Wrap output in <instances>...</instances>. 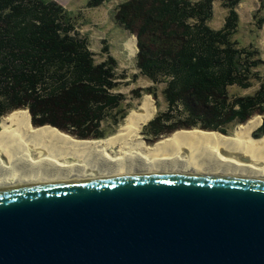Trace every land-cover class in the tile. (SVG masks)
Returning a JSON list of instances; mask_svg holds the SVG:
<instances>
[{
	"label": "trees",
	"instance_id": "1",
	"mask_svg": "<svg viewBox=\"0 0 264 264\" xmlns=\"http://www.w3.org/2000/svg\"><path fill=\"white\" fill-rule=\"evenodd\" d=\"M215 1L227 11L218 28L208 25ZM240 2L124 0L111 10L122 31L135 36L137 73L152 83L132 94L143 91L157 99L156 84L163 83L166 110L148 121L144 133L154 138L172 133L153 146L177 132L228 134L259 114L263 123L254 135L264 133L262 52L253 42L243 45L233 38ZM252 19L254 30L264 24L258 9ZM103 48L105 57L97 61L74 15L56 0H0V117L25 111L31 131L53 127L58 135L87 142L107 137L124 118L126 95L118 88L126 76L108 46ZM253 80L258 86L251 94L228 90L247 89Z\"/></svg>",
	"mask_w": 264,
	"mask_h": 264
},
{
	"label": "water",
	"instance_id": "2",
	"mask_svg": "<svg viewBox=\"0 0 264 264\" xmlns=\"http://www.w3.org/2000/svg\"><path fill=\"white\" fill-rule=\"evenodd\" d=\"M0 264H264V179L164 174L1 190Z\"/></svg>",
	"mask_w": 264,
	"mask_h": 264
},
{
	"label": "bare ground",
	"instance_id": "3",
	"mask_svg": "<svg viewBox=\"0 0 264 264\" xmlns=\"http://www.w3.org/2000/svg\"><path fill=\"white\" fill-rule=\"evenodd\" d=\"M125 45L131 53L135 52L134 40ZM153 115L152 100L144 96L116 132L99 144L69 140L59 133L65 140L51 130L53 127L30 131L25 113L2 119L0 128L7 134L0 135V191L160 172L264 179V135L252 136L258 121L237 128L230 139L222 138L224 135L218 132L190 130L174 133L172 139L149 148L139 140V132ZM28 151L37 157L29 160ZM67 158L75 162L65 168Z\"/></svg>",
	"mask_w": 264,
	"mask_h": 264
},
{
	"label": "rangeland",
	"instance_id": "4",
	"mask_svg": "<svg viewBox=\"0 0 264 264\" xmlns=\"http://www.w3.org/2000/svg\"><path fill=\"white\" fill-rule=\"evenodd\" d=\"M56 1L61 3L64 7H66V9H68L72 13V15H74L76 28L78 29V31L80 33H82L83 35H85L87 37V39L89 41L90 49L94 52V57L97 61H101L102 59H104L105 53L103 51V49H104L103 47L105 45L108 46V50L111 53V55L116 58L118 72L121 74H125V76H126L125 78L121 79V83H120L119 88H118L119 91L123 92L126 95L125 99H124V103H123L124 104L123 110H122V111H124V118L132 109L138 108V106L142 102L144 96L149 97L152 100V103L154 106V115L152 116V118L155 115H157V113H159L161 111H165L166 110V104H165L163 97H162V94H161V89L163 87V83L156 84L155 91L157 94V99L154 98L151 94L145 93L143 91H140L141 93L139 96L132 94L133 89L138 88V87H146V86L151 85L152 83L147 78H145V77L139 75V73H137L136 65H135V55L137 52L135 36L134 35L131 36L130 34L124 33V31H122V29L119 27V25L114 21L113 17L111 16L110 12L112 9H114L113 7L118 2H122L124 0H105L101 4L95 5V6H89L88 5L89 0H56ZM257 9L259 10L260 14H264V0H241V2L236 7V10L238 12V26H237L236 32L233 34V38L236 39L239 42V44L246 45L249 42H253V43L257 44L261 49L262 58L264 59V24L261 26L260 29H257V30L253 29L254 22L252 19V14ZM226 12H227L226 9L222 6L220 1H215L213 4V14H212L210 21H208V25H210L213 28L220 27L223 23ZM129 40L135 41L136 50L134 53H131V51L129 50L127 45H125L126 42ZM258 69L260 72H264V65H261ZM134 74H137V75L133 76ZM257 86H258V83L255 80H253L252 86L247 88V89H242L236 85H233V86L229 87L228 90L230 93H240V94L241 93H248V94H251ZM155 102H157V103L159 102L158 106H156ZM16 113L27 114V112H25V111L16 112ZM16 113H14V114H16ZM7 114H5V115H7ZM5 115H3L2 117H4ZM255 115H258V114H255ZM255 115H253L252 117H254ZM259 115L261 116L260 119H254V120L258 121V126L254 129L252 136L255 133H258V130H259L261 124L263 123V115H261V114H259ZM29 117H31V115ZM124 118L119 123V125L115 128L114 132L110 133L108 136H110L116 132V130L120 127V125H122ZM2 119H8V117L7 118H1L0 121ZM150 120H148V121H150ZM148 121L145 124H143V126L141 127V130L139 132V137H140L139 140L141 141V143L145 147L152 148L156 144L162 143V142H164L168 139H172L174 136H176V134H174V136H172L171 138L160 141L153 146L152 144L154 142L160 140L161 138H164V137L170 135L172 132L167 134V135H162V136H159L157 138H154V137L148 135L147 133H144V128H145V125L148 123ZM241 124H243V123H241ZM239 125L240 124L229 128L228 134H225L226 136L225 135L222 136L221 134H218V135L222 136V138H224V139H230L234 135V132L237 128H243V126H239ZM45 129H47V128H45ZM196 132H198V131H196ZM3 134H7V133H4V131L1 129L0 135H3ZM222 134H224V133H222ZM263 134H261L260 137H262ZM227 135H229V136L227 137ZM254 137H255V135H254ZM260 137H258V138H260ZM61 138H63V137H61ZM65 138H63V139H65ZM71 138H69V140H71ZM105 138L106 137H104L103 139H105ZM79 139H81V138H79ZM88 139H95V138H88ZM103 139H101V141ZM73 141H76V139ZM101 141L98 140V142H90V144H92V143L99 144ZM146 143H148L149 145H152V146H148ZM27 154H28L29 160H31L34 157H37V154H33L30 151H28ZM65 161L66 162L63 164V166L66 168L67 166H72L75 162V159L67 158Z\"/></svg>",
	"mask_w": 264,
	"mask_h": 264
},
{
	"label": "flooded vegetation",
	"instance_id": "5",
	"mask_svg": "<svg viewBox=\"0 0 264 264\" xmlns=\"http://www.w3.org/2000/svg\"><path fill=\"white\" fill-rule=\"evenodd\" d=\"M252 134H253V132H252ZM254 136V135H253ZM261 135H259V136H257V138L258 137H260ZM256 137V136H255ZM164 174H166V173H163V172H160V175H164ZM168 174V173H167Z\"/></svg>",
	"mask_w": 264,
	"mask_h": 264
},
{
	"label": "crops",
	"instance_id": "6",
	"mask_svg": "<svg viewBox=\"0 0 264 264\" xmlns=\"http://www.w3.org/2000/svg\"><path fill=\"white\" fill-rule=\"evenodd\" d=\"M136 70H137V68H136ZM136 70H135V71H136Z\"/></svg>",
	"mask_w": 264,
	"mask_h": 264
}]
</instances>
